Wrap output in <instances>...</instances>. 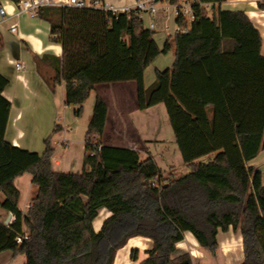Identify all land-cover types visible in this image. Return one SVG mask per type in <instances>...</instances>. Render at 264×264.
I'll use <instances>...</instances> for the list:
<instances>
[{"label":"trees","instance_id":"1","mask_svg":"<svg viewBox=\"0 0 264 264\" xmlns=\"http://www.w3.org/2000/svg\"><path fill=\"white\" fill-rule=\"evenodd\" d=\"M258 6L264 10V2ZM196 9L189 31L170 36L162 49L135 12L39 10L37 17L50 23L53 41L62 45L51 85L66 83V106H78L80 117L98 85L135 81L140 110L165 105L189 172L166 177L150 153L142 158L138 149L104 145L109 107L101 95L86 135L84 172L54 171L50 138L43 155L6 140L11 103L3 92L10 82L0 73V210L16 218L10 226L0 221V254L25 256V264H114L131 238L145 237L153 248L140 263L133 250V263L194 264L178 251L186 233L215 254L219 233L232 229L243 237L241 264H264V172L250 165L264 151L262 33L245 11L219 7L207 17ZM173 48V66L158 70L146 88V69ZM27 173L38 191L24 214L15 180ZM102 208L112 216L96 232ZM24 234L28 238L18 244Z\"/></svg>","mask_w":264,"mask_h":264},{"label":"crops","instance_id":"2","mask_svg":"<svg viewBox=\"0 0 264 264\" xmlns=\"http://www.w3.org/2000/svg\"><path fill=\"white\" fill-rule=\"evenodd\" d=\"M108 1L119 5L133 3V0ZM261 2L264 0H227L219 7L223 10L245 11L258 27L257 23L264 26V10L258 6ZM12 3L0 0V5L5 6L9 13L5 19L0 16V73L10 82L3 92V97L11 103L5 134L9 143L43 155L46 152L45 142L50 138L51 146L55 150L52 157L54 171L82 174L86 155V135L97 95H101L109 107L106 128L101 139L104 145L129 149H137L136 145H141L146 150L153 143L165 144L167 142L165 141L167 137L162 135L159 129L157 133L153 131L154 110L160 105L140 110L138 86L135 81L98 85L83 105L82 115L78 117L75 112L79 107H69L65 104L66 83L62 82L54 89L51 85L56 60L62 57L63 49L61 44L53 41L50 23L28 13L17 14ZM14 24L18 26L17 33L11 32L10 28ZM160 29H163L162 24H160ZM175 30L174 34L165 31L159 34L163 45L169 36L175 35ZM261 33L262 52L264 53V33L263 31ZM161 57L160 55L145 71L146 88L154 84L158 70L170 69L176 60V56L173 60ZM16 62L23 64L25 69L18 71L15 67ZM157 63L155 73H152V68ZM150 111H153V114H149ZM57 128L58 132H56ZM171 143H176L175 136ZM165 149L167 153H164V156L169 158V149L168 147ZM146 152L147 155L149 152L154 157L150 150ZM252 162L250 165L256 167ZM164 170H166L165 166ZM15 186L20 191L19 208L26 214L29 204L38 191L33 184V175L27 173L18 177L15 180ZM0 199L3 200L4 196L1 195ZM111 216L112 213L108 209H100L98 217L93 222L94 230L100 232L104 222ZM8 219L14 223L16 218L12 213L0 210V221L4 223ZM190 236L192 235L186 233L185 240L177 247L180 253H187V250L180 246L188 241L192 253L195 251L200 253L198 256L192 254L195 264H241L244 261L243 237L240 232H234L231 229L226 233H219V251L222 244L223 252H219L221 254L218 260L211 258L205 260L207 252L199 247L200 251L197 241ZM152 248L153 241L149 238H131L127 245L117 252L114 264H137L131 260L133 250L139 251L138 263H140L147 258L146 252ZM17 257L12 251H5L0 254V264H14Z\"/></svg>","mask_w":264,"mask_h":264},{"label":"built area","instance_id":"3","mask_svg":"<svg viewBox=\"0 0 264 264\" xmlns=\"http://www.w3.org/2000/svg\"><path fill=\"white\" fill-rule=\"evenodd\" d=\"M12 4L17 14L28 13L33 17H37L39 10L45 7L94 9L111 12L116 16L135 12L145 24L148 23L146 27L154 32L160 29V24H162V28H164L165 31L168 30V21L174 19L176 22L175 35L178 33H187L189 31L191 24L199 16L196 7H198L205 16L214 17L216 9L220 6L219 4L201 3L198 0H180L177 3H172L171 0H133V3L126 5H119L109 2L108 0H19V2ZM207 9L212 11V15L207 14ZM8 15L7 8L0 5V16L5 19ZM178 19L184 20L187 25L182 27L178 24ZM10 29L12 33H17V24L12 25ZM15 67L18 71H23L25 69V66L20 62H16ZM30 207L31 204H29V208ZM11 224L12 222L9 221L7 226ZM27 238L26 234L18 236L17 243L22 244L23 240Z\"/></svg>","mask_w":264,"mask_h":264},{"label":"rangeland","instance_id":"4","mask_svg":"<svg viewBox=\"0 0 264 264\" xmlns=\"http://www.w3.org/2000/svg\"><path fill=\"white\" fill-rule=\"evenodd\" d=\"M218 10H219V8L216 10V12H215L216 14L218 13ZM206 12H207V14L212 15L211 10L207 9ZM145 25L147 26L148 23H146ZM168 25H169L168 30L165 31L163 28V29H158L155 32V36H154L155 40L158 43L159 47H161V49L164 47V45H163L161 38L159 37V34L162 31H165V32L170 33V34H174V30L176 28L175 20L174 19L169 20ZM257 25H258L259 29L261 31H263V33H264V26H262L258 23H257ZM161 56H162L161 58H167L169 60H173L174 56H175L174 48L171 51H169L167 54H162ZM158 63L152 68V71H151L152 73H155V68H156V66H158ZM162 69H166V68H162ZM148 77H150L149 74H148ZM148 81H149V78H148ZM158 109H159V111H158ZM158 109L154 110L155 113L153 115V122H152L153 131H155V133H157L158 129H159L160 133L162 135H165V137H167L165 140L167 142L165 144H161V143L160 144L159 143L154 144L153 143V145L146 150L151 151V153L154 155L158 164L160 166H162L163 170H164V166H165L166 170H164V172L166 174V177L167 176H173L176 178V177H179V176L186 174L189 171V169L185 165V163L183 162V159H182V156L179 152L177 144L171 143V140L172 141L174 140V133H173V130H172V127L170 124V120H169L167 109H166L165 105H163V104L160 105V107ZM149 114H153V111H150ZM166 147H168V149H169V154H170L169 158H166L164 156V153H167L166 149H165ZM136 148L141 152L142 158H145L147 156L146 150L144 148H142L141 145H139V146L136 145ZM148 154H149V152H148ZM210 157H213V156H210ZM210 157H205L202 159V161H207ZM252 164L255 165L256 167H258L259 169L264 170V151L261 152V154L252 162ZM190 238H192V236H190ZM233 239H234V237H233ZM188 240H190V239H188ZM197 245H198V243H197ZM180 247L185 248L187 250V253H189L192 256L193 262H194V257L192 255L193 253H192L191 246L189 245L188 241H186V244L184 243ZM198 249L200 250L199 245H198ZM219 249H220L219 242H218V249H217L215 254L204 249L207 252V254L205 256V260H209V258L214 259V260H218L219 254H221L219 252H223L222 244H221V250L220 251H219ZM24 261H25L24 256H18L17 259L14 261V264H24ZM194 264H195V262H194Z\"/></svg>","mask_w":264,"mask_h":264},{"label":"bare ground","instance_id":"5","mask_svg":"<svg viewBox=\"0 0 264 264\" xmlns=\"http://www.w3.org/2000/svg\"><path fill=\"white\" fill-rule=\"evenodd\" d=\"M193 254L195 255V256H198V254H200L199 252H193Z\"/></svg>","mask_w":264,"mask_h":264},{"label":"water","instance_id":"6","mask_svg":"<svg viewBox=\"0 0 264 264\" xmlns=\"http://www.w3.org/2000/svg\"><path fill=\"white\" fill-rule=\"evenodd\" d=\"M9 219H10V218H9ZM9 219L5 222L6 225L9 223Z\"/></svg>","mask_w":264,"mask_h":264}]
</instances>
